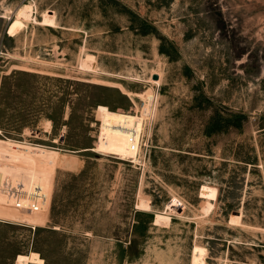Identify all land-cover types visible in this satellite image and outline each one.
I'll return each mask as SVG.
<instances>
[{
    "label": "rangeland",
    "instance_id": "rangeland-1",
    "mask_svg": "<svg viewBox=\"0 0 264 264\" xmlns=\"http://www.w3.org/2000/svg\"><path fill=\"white\" fill-rule=\"evenodd\" d=\"M107 112L134 156L98 149ZM0 140L76 164L0 262L264 264V0H0Z\"/></svg>",
    "mask_w": 264,
    "mask_h": 264
},
{
    "label": "bare ground",
    "instance_id": "bare-ground-1",
    "mask_svg": "<svg viewBox=\"0 0 264 264\" xmlns=\"http://www.w3.org/2000/svg\"><path fill=\"white\" fill-rule=\"evenodd\" d=\"M32 10L22 8L14 20L11 21L7 35L14 37L24 27L25 21L31 17ZM139 124H137V123ZM139 125V126H138ZM140 121L134 116L123 113L107 112L103 115L102 125L100 127V135L97 147L103 152L115 153L125 158L134 156V147L140 141ZM55 143L57 140L54 141ZM20 145V144H19ZM22 146H15L10 140H0V184L4 178L22 183L26 192L32 191L35 187L42 189L47 196L42 211L46 208L51 192V183L53 174L57 167L74 168L72 157L62 158L59 151L52 148L37 146L40 148L39 153H34L29 147L26 150H18ZM139 206L148 208V202L142 201ZM207 205L205 211L209 212ZM36 213L21 211L14 207L13 202L6 197L0 190V222H16L26 223L27 225L36 224L34 221ZM171 217L166 214L156 213L155 222H170ZM168 224V223H167ZM33 226V225H32ZM206 250L205 248L195 245L192 254L193 264H205ZM30 257L28 255H18L16 264H29Z\"/></svg>",
    "mask_w": 264,
    "mask_h": 264
},
{
    "label": "built area",
    "instance_id": "built-area-1",
    "mask_svg": "<svg viewBox=\"0 0 264 264\" xmlns=\"http://www.w3.org/2000/svg\"><path fill=\"white\" fill-rule=\"evenodd\" d=\"M129 161L134 163L132 158ZM0 190L13 202L14 207L21 211L39 213L47 202V196L42 189L35 187L32 191L26 192L21 182H14L9 178L3 179Z\"/></svg>",
    "mask_w": 264,
    "mask_h": 264
},
{
    "label": "water",
    "instance_id": "water-1",
    "mask_svg": "<svg viewBox=\"0 0 264 264\" xmlns=\"http://www.w3.org/2000/svg\"><path fill=\"white\" fill-rule=\"evenodd\" d=\"M158 78V76L157 75H154V79H157ZM238 214H240V213H238Z\"/></svg>",
    "mask_w": 264,
    "mask_h": 264
},
{
    "label": "crops",
    "instance_id": "crops-1",
    "mask_svg": "<svg viewBox=\"0 0 264 264\" xmlns=\"http://www.w3.org/2000/svg\"><path fill=\"white\" fill-rule=\"evenodd\" d=\"M0 264H5V263L2 261V262H0ZM8 264H11V263H8Z\"/></svg>",
    "mask_w": 264,
    "mask_h": 264
}]
</instances>
